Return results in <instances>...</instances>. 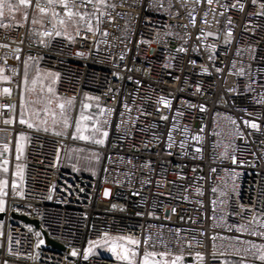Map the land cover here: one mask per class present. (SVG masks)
I'll use <instances>...</instances> for the list:
<instances>
[{"label":"built area","instance_id":"built-area-1","mask_svg":"<svg viewBox=\"0 0 264 264\" xmlns=\"http://www.w3.org/2000/svg\"><path fill=\"white\" fill-rule=\"evenodd\" d=\"M114 2L111 23L71 43L42 36L51 24L32 25L34 8L28 21L0 28V44L10 46L0 48V67L11 76L0 82V105H16L0 107V136L11 147L17 133L27 137L23 180L6 190L0 264H128L95 250L119 236L141 241L135 264L146 248L170 253L156 257L168 264L177 256V264H264L257 249L244 251L264 245L251 234L264 232V0ZM25 61L58 74L56 93L75 97L70 116L91 100L98 107L108 132L98 173L68 168L71 133L3 123L18 110ZM11 214L36 221L63 249L41 246L39 232ZM240 224L249 230L236 232Z\"/></svg>","mask_w":264,"mask_h":264},{"label":"snow or ice","instance_id":"snow-or-ice-1","mask_svg":"<svg viewBox=\"0 0 264 264\" xmlns=\"http://www.w3.org/2000/svg\"><path fill=\"white\" fill-rule=\"evenodd\" d=\"M200 0H197L199 3ZM219 3V0H207L209 5L213 3ZM257 0H252V3L255 4ZM117 4L114 0H43V4L41 0H0V28H6L8 25L3 23V18L5 17V11L9 13L11 18L15 19L13 14L19 13L21 18L24 21L29 20V8H34L35 12L39 13V17L33 15L31 18V24L43 25L44 19L47 18V22L51 24V28L43 31L41 33L44 37L55 38V37H63L66 38L70 43L75 42L76 39L79 37L80 39H87V33H91L92 35H96L101 31V25L105 22L111 23L112 22V12L115 11ZM226 7V6H224ZM232 7H237L236 4H233ZM240 9H243V5H239ZM264 7V5H262ZM111 10V11H110ZM223 14V13H221ZM207 16V13H205ZM107 17V21L105 20ZM195 22L194 19L192 21ZM205 23L207 21L205 20ZM23 26V25H21ZM103 37H107L109 33L105 30L101 33ZM208 35H212V33H208ZM231 33H229V36ZM22 42V41H21ZM99 43H107L106 40H101ZM10 46L7 44H0V48H9ZM183 50V49H182ZM21 50L19 48L13 49L12 52L15 54L16 59H19V52ZM78 55H84V53H78ZM123 58V57H121ZM33 57L29 56L28 60H32ZM25 71L23 74V79L17 87L20 89L21 94V111L19 114L18 122L20 124H26L28 128H35L37 131H44L45 133L49 132V121L48 118L51 117V126L52 128L60 127V130L54 131V135L56 136H64L66 134V130L70 127V120L71 117L68 114L69 109L74 106L75 97L62 99L55 91L54 84L58 79L57 73H47L48 77L52 78L51 83L45 85L43 83L40 84L39 91H37V84L38 79H32L31 81V88L28 87V62H24ZM5 68L0 67V81L11 82V76L4 74ZM12 76L17 75V71L15 68L11 69ZM47 90L48 95H44V90ZM32 93H36L35 99L25 100V95H31ZM12 89L10 87H4L2 89L3 96H11ZM91 99V98H89ZM99 99L98 97L96 98ZM162 103L165 106H169L170 101L164 100L162 98ZM55 104V107H53ZM40 105V108H32L30 112V119L34 118L37 122L34 124L30 122V119H26L25 115L28 113L30 106ZM0 107L10 109L14 111L16 109L15 104H5L0 105ZM90 105L82 104L81 111L79 113L78 118L75 121V129L72 133V139H79L90 141L92 143L103 145L104 139L103 137H107L108 132L103 130L101 121L93 116L92 114H85V109L89 108ZM57 109L59 112L57 113ZM111 112V109H100V115H103L104 112ZM43 113V115H41ZM3 115V113H0ZM59 117V118H58ZM163 119H167V117H162ZM91 121L92 123V135H84L83 132L87 130L88 125L85 122ZM13 121L11 119H4V124H11ZM104 124L107 121H103ZM248 123V122H246ZM83 124V128H82ZM43 126V127H41ZM251 127H257L256 124H251ZM187 132V129H185ZM99 133L101 138H96V134ZM20 140L26 139V137L21 134ZM196 139H200V137H196ZM169 141H172L171 133H169ZM183 143H181V147L183 148ZM171 147V143L169 144ZM4 151L7 152L8 144L3 145ZM199 151V149H197ZM16 152L17 155L15 159L19 161L21 159V153L23 152V148L19 141L16 145ZM0 155H3L0 153ZM98 158V157H97ZM233 162H235V158H233ZM9 164L8 159H3L2 163H0V171L7 173ZM15 175L23 180V167L21 164L16 163L15 165ZM8 181L6 179L0 180V197L6 196L8 193L6 191ZM12 189L15 192L17 189V184L15 181L12 183ZM216 191V189H213ZM107 191H105V195H107ZM22 195V193H21ZM4 200L0 198V212L5 210L4 208ZM175 211V209H173ZM245 211H250L245 209ZM223 220V217L220 218ZM257 220L256 216H252L251 223H255ZM250 225L240 224L238 227H235L236 232H245L249 230ZM264 227V224L261 225ZM229 230H232V226H229ZM252 235H261L264 236V232L257 233L256 231L251 232ZM37 235H39L37 233ZM237 239V238H233ZM151 237L146 238L143 243L148 245L150 243ZM120 241L121 243H117ZM43 241H40L42 243ZM99 243V242H94ZM250 243V242H248ZM141 245V241L139 239L133 238L131 236H119L113 239L112 241V251L115 253L118 260L127 261L128 264H135L133 259L137 256L139 247ZM39 244H37V247ZM132 246V247H129ZM117 248L120 251H117ZM252 248L257 249L259 252V260L264 262V245H254L252 244L250 248H246L244 251L245 253L251 251ZM91 251V246L89 248ZM73 256L77 255V252L74 250L71 253ZM87 252L85 253V259H87ZM170 253L168 252H161L157 253L155 251H149L147 248L144 250L141 264H168L167 261L156 260L157 256L166 257ZM182 257L177 256L174 260L171 261V264H177V261H180Z\"/></svg>","mask_w":264,"mask_h":264},{"label":"rangeland","instance_id":"rangeland-1","mask_svg":"<svg viewBox=\"0 0 264 264\" xmlns=\"http://www.w3.org/2000/svg\"><path fill=\"white\" fill-rule=\"evenodd\" d=\"M24 71H25V68H24ZM27 71H28V87L29 88H31V86H32L31 81L34 78L38 79L37 91H39V87H40L41 83L47 85V84L51 83V81H52V78L47 76V73H50V72L43 71V70H37L33 66H31L30 64H28ZM22 79H23V76H22ZM22 79H21L20 83L22 82ZM55 85H56V82L53 85L54 88H55ZM44 95H48L46 88L44 90ZM35 98H36V93H32L31 95H28V94L25 95V100L35 99ZM84 104L90 105L89 108L84 110L85 114H92L93 116L98 118V114H97V108L98 107L94 104V102L91 100L88 103L85 102ZM40 107H41L40 105L30 106L28 113H26V115H25V118L30 119V112H31L32 108L38 109ZM53 107H55V104H53ZM74 109H75V103H74V106L71 109H69V111H72ZM20 111H21V94H20V89H19L18 90V110H17L16 114L11 118V120L13 122L11 124H7V125L10 127H18L22 130H36L35 128H28L26 124H20L18 122ZM80 111H81V107L77 108V110L73 116H70L71 117L70 127L66 130V133H71L70 134L71 141L74 142L70 146L69 154H68V158H67V163L71 168L76 169L78 171H81L83 173L85 172L87 174H96L98 172V168H99V165L101 162V154H100L99 149L103 145H98V144L92 143L90 141H85V140H79V139L74 140V139H72V133L75 129V121L78 118ZM58 112H59V110L57 109V113ZM41 115H43V113H41ZM73 117H74V120H73ZM48 121H49V129H50L49 133L53 134L54 131L60 130V127H62V126H60V127L52 128L51 117L48 118ZM30 122L35 124L37 121L34 118H32V119H30ZM85 123H87L88 128H87V130H85L83 132V134L90 136V135H92V131H91L92 123H91V121L85 122ZM41 127H43V126H41ZM82 128H83V124H82ZM21 134H23L26 137V133H22V132H20L19 134L17 133L15 135V141L14 142L16 143V140H17V142L19 141V143L21 144V146L23 148L25 139L24 140L19 139ZM96 138H101L99 133L96 134ZM103 139L105 141L106 137H103ZM8 149L9 150L6 153H4L3 155H0V163H2L3 159H8V161H9V164L7 165L8 172L4 173V172L0 171V180L6 179L8 181L6 190L8 189L10 184L13 183V181H15V182L17 181V176L15 175V171H16L15 165L17 162H19V164H21V160H22V153L20 154L21 159L19 161H17L15 159V157L17 155L15 144L12 147L11 146L8 147ZM0 198H2L4 200V202H5L4 208H5L6 197L3 196ZM114 238H116V237L104 238L103 240H101L99 243L96 244L95 250L101 251V252L110 251L115 255V253L111 250L112 249V241ZM117 243H121V242L118 241ZM129 247H132V246H129ZM117 251H120V249L117 248ZM155 259H157V258H155Z\"/></svg>","mask_w":264,"mask_h":264},{"label":"water","instance_id":"water-1","mask_svg":"<svg viewBox=\"0 0 264 264\" xmlns=\"http://www.w3.org/2000/svg\"><path fill=\"white\" fill-rule=\"evenodd\" d=\"M3 213L0 212V220L3 219ZM11 219L17 222H20L24 225L30 226L32 227L34 230H37L39 232V234L41 235V241H43L42 243H40L41 246H43L44 248H53L56 250H62L63 247L58 244L57 242L49 239L46 235V233L44 232V230L39 226V224L36 221L30 220L24 216H18L16 214H11Z\"/></svg>","mask_w":264,"mask_h":264},{"label":"crops","instance_id":"crops-1","mask_svg":"<svg viewBox=\"0 0 264 264\" xmlns=\"http://www.w3.org/2000/svg\"><path fill=\"white\" fill-rule=\"evenodd\" d=\"M14 16H15V19H13V18H11V16L9 15V13L7 12V11H5V17L3 18V23L4 24H6V25H8L12 20H15V21H17V22H22L23 21V19L21 18V15L19 14V13H15V14H13ZM0 82H3V81H0ZM14 116V115H13ZM12 116V117H13ZM11 117V118H12ZM26 141H27V137H26V139H25V141H24V145H23V152H22V160H21V165H22V167H23V159H24V154H25V145H26ZM105 143V142H104ZM4 144H7V143H5L3 140H2V138H1V136H0V153H2V154H4V153H6L5 151H4V148H3V145ZM17 145V140H16V143H15V146ZM104 145V144H103ZM8 147H10L9 145H8ZM17 163H19V162H17ZM99 167H100V165H99ZM72 169V168H71ZM98 171H99V168H98ZM81 172V171H80ZM85 173V172H84ZM98 173V172H97ZM20 180V178L19 177H17V181H19ZM16 181V182H17Z\"/></svg>","mask_w":264,"mask_h":264},{"label":"trees","instance_id":"trees-1","mask_svg":"<svg viewBox=\"0 0 264 264\" xmlns=\"http://www.w3.org/2000/svg\"><path fill=\"white\" fill-rule=\"evenodd\" d=\"M67 166H68V168H70L71 169V167L68 165V163H67ZM73 169V168H72ZM2 220H0V229H1V227H2Z\"/></svg>","mask_w":264,"mask_h":264}]
</instances>
